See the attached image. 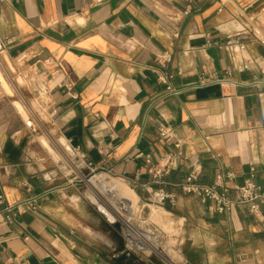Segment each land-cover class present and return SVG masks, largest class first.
Returning a JSON list of instances; mask_svg holds the SVG:
<instances>
[{"label":"crops","instance_id":"crops-1","mask_svg":"<svg viewBox=\"0 0 264 264\" xmlns=\"http://www.w3.org/2000/svg\"><path fill=\"white\" fill-rule=\"evenodd\" d=\"M219 6L218 0H0V57L15 71L13 88L0 61L2 84L12 92L0 79V221L6 206L15 211L12 221L0 223V264H147L114 255L122 247L119 229L89 200L86 165L112 166L109 175L127 183L153 218L144 156L154 163L176 151V142L182 143L177 165L163 177L176 204L156 207L171 253L184 264H264V202L258 215L248 205L217 212L177 186L200 167L198 181L220 178V189L234 196L253 168L264 188V45L249 35L240 38L243 51L224 47L246 22L240 13L264 34V0ZM163 51L171 53L168 62L157 58ZM246 58L250 68L238 71ZM12 60H23L25 74ZM34 75L50 88L52 128L48 140L37 133L41 145L28 141V127L36 131L31 107L8 98Z\"/></svg>","mask_w":264,"mask_h":264},{"label":"built area","instance_id":"built-area-1","mask_svg":"<svg viewBox=\"0 0 264 264\" xmlns=\"http://www.w3.org/2000/svg\"><path fill=\"white\" fill-rule=\"evenodd\" d=\"M220 2L219 9L225 2L230 0H218ZM245 7L241 10L245 11ZM246 22L238 33L229 34L224 42V47H229L233 44L238 45L240 50L245 49V43L240 40L241 36L252 35L254 39L258 40L264 45V34L259 26L251 23L244 14L240 13ZM254 19L250 16V20ZM175 34V33H174ZM157 58L163 62H168L171 59L169 51H163ZM251 60H246L236 66L238 71H243L250 68ZM163 82L167 78L160 76ZM33 85L38 94L49 95L50 88L47 82L39 77L33 80ZM67 86H71L69 83ZM170 90V86H167ZM160 137L162 139L170 138V129L168 126L160 128ZM180 142L175 143L176 151H168L163 154L156 162H152L149 154L145 155V161L148 165L147 173L151 179L148 183H143L144 188L150 192L148 202L156 207L163 206L166 202L170 205L176 204V196L174 193L168 191L163 187V177L167 175L176 165L177 158L180 154ZM76 155H74L75 162L81 160L82 156L77 154V147L73 148ZM143 154L137 153L136 156L140 157ZM72 164L77 167L72 161ZM86 167L92 171L87 176L86 182H89L91 175L96 169L91 162H88ZM96 171H103L107 174L113 173L112 166L102 165ZM200 167L191 170L184 178L183 181L177 184L178 188L183 194L195 195L201 199L202 202L208 203V208L217 212H224L231 209L233 205H248L249 211L252 214L258 215L260 213L259 205L264 202V188L255 179L254 169L251 168L248 176L244 179L243 183L236 186V194L231 196L225 191L221 190L222 183L217 179L212 184L202 183L198 181ZM158 185V188L152 189L150 186ZM93 191L99 195L100 203L104 205L114 216L115 220L119 223V233L122 239V247L115 252V256H135L147 264H179L172 258V248L167 243L166 235L160 226L155 223L149 214V207L139 202H130L126 197L119 195L118 191L112 187L106 186L102 190L93 185ZM148 209V211H146ZM15 215L14 206L8 205L3 210V220L12 221ZM0 221V223H1ZM170 250V251H169ZM184 264V263H181Z\"/></svg>","mask_w":264,"mask_h":264},{"label":"rangeland","instance_id":"rangeland-1","mask_svg":"<svg viewBox=\"0 0 264 264\" xmlns=\"http://www.w3.org/2000/svg\"><path fill=\"white\" fill-rule=\"evenodd\" d=\"M7 57L5 56H2L0 57V61L4 64V67L6 70L7 67L6 66H10L8 64H6V60ZM8 60V59H7ZM23 60H12V63L13 65L15 66L17 72L19 74H25L24 71L22 69H20V63L25 65V63H22ZM11 67V66H10ZM13 69V68H12ZM13 74H14V70L11 71ZM7 73L6 72V76L9 80V82L11 83V86H13V79L12 77L14 78L13 75H11L12 73ZM2 79H4L3 75L0 74ZM18 78V77H17ZM16 78V80H17ZM36 78V75L34 76H28V77H25V84H23V87L20 89V92H17V90L15 89V91L13 92V95H10L8 98L9 99H15V100H18V101H21L23 102L25 105H29V107H31V113H30V118L34 121L35 125H36V131H32L29 127H28V136H29V139L28 141L31 143V144H37V145H41V143L38 141L40 139V136H43V140H48L46 139V136L45 135V132L49 130V128H52V124L50 122V117L48 115V107H47V102H48V95H42V94H38L34 85H33V80ZM4 81L6 82V80L4 79ZM18 82V81H17ZM20 83V82H18ZM14 88V86H13ZM7 91L10 90L9 87L8 89H6ZM19 103V102H18ZM21 104V103H20ZM42 114L46 115L48 117V120L44 122V120L41 118ZM40 118V119H38ZM37 133H39L40 136L37 135ZM45 136V137H44ZM51 137H54L56 138L55 140L58 142V139H57V136H56V132L53 130V132H51ZM38 138V139H37ZM48 142V141H47ZM49 143V142H48ZM62 146L65 145L64 142H62L61 144ZM53 154H54V157L55 158H60L59 155H58V152L54 149V151H52ZM65 152V151H64ZM68 155V154H67ZM72 158V157H71ZM61 163V162H60ZM77 165L80 164V162H75ZM73 167H67V170H73L72 169ZM96 171H94L93 173L95 174ZM97 173V172H96ZM117 180V179H116ZM112 181V180H111ZM111 182L109 183L108 186L111 187ZM101 187L103 186H98L97 188L100 189ZM113 188V186H112ZM116 189V188H114ZM118 191V189H117ZM119 195L123 196V194H121V192H118ZM92 196V195H91ZM93 200L97 201V203H100L98 202V200L96 199V195L93 193V197H91ZM138 201V200H137ZM132 203H136L135 201H130ZM154 207V205H152ZM156 208V207H155ZM167 218V216H166ZM152 220H154L162 230L164 231H168L163 225L162 223L159 221L158 218L154 217V218H151ZM169 235L167 234L166 235V240H167V243L170 244V238L168 237ZM170 251V250H169ZM179 256V257H178ZM174 257V258H173ZM172 258L176 261V262H179L181 264V256L177 253H172Z\"/></svg>","mask_w":264,"mask_h":264},{"label":"bare ground","instance_id":"bare-ground-1","mask_svg":"<svg viewBox=\"0 0 264 264\" xmlns=\"http://www.w3.org/2000/svg\"><path fill=\"white\" fill-rule=\"evenodd\" d=\"M7 62H6V64H8V65H10V62L7 60V59H5ZM12 65V64H11ZM10 65V66H11ZM8 67V66H6L7 67V72H11L13 69V67L11 66V67ZM12 73V72H11ZM13 74V73H12ZM13 76H14V74H13ZM0 79H1V86L5 89V91L8 93V94H12V92H10V91H7L6 90V88H5V84H6V82L4 81V79H2V77H1V75H0ZM14 81H15V83L19 86V84L17 83V81L18 82H20L21 83V81H20V79L19 78H17V81H16V79H14ZM2 83H4V85L2 84ZM16 104V103H15ZM16 107H18V109H19V112L22 114V116L24 117V118H26V119H28V117H27V112H26V110H25V108L23 107V106H21V104H19V103H17V105H16ZM112 180V181H111ZM89 181H90V183H92L93 185H95L96 187H98V186H103V187H101L100 188V190H102L104 187H106V186H108L109 185V183L111 182V187L113 186V188H116V190L118 189V192H121V194H123L124 195V197H126L129 201H135V202H137V195H136V193L133 191V189H131L128 185H127V183H125L124 181H121V180H119V179H117L116 180V178H114V177H112V176H110L109 174H107V173H105V172H97V173H95L93 176H92V178H90L89 179ZM110 187V186H109ZM95 195H96V199H98L99 200V202L101 201V199H100V197H99V195H97L95 192H93ZM92 201L93 202H97V201H95V200H93L92 199ZM107 209V208H106ZM157 208H155L154 207V209L152 210V213H153V218L154 217H156V214L158 213V210H156ZM108 210V209H107ZM109 211V210H108ZM107 211V212H108ZM106 212V211H105ZM106 212V213H107ZM110 212V211H109ZM107 213V217H108V220L110 221V222H112V220H113V216H112V214H111V212L110 213ZM179 257V256H178ZM174 258V257H173ZM180 264V263H179Z\"/></svg>","mask_w":264,"mask_h":264},{"label":"water","instance_id":"water-1","mask_svg":"<svg viewBox=\"0 0 264 264\" xmlns=\"http://www.w3.org/2000/svg\"><path fill=\"white\" fill-rule=\"evenodd\" d=\"M89 200L93 203V205L96 207V209L103 215V217L109 222V223H111V224H113L116 228H118L119 229V223H118V221H116L115 220V218H114V216H113V220H112V222H110L109 220H108V217H107V213L109 212L107 209H106V207L104 206V205H102L101 203H97V202H93L92 201V198H89ZM107 213H106V212ZM110 213V212H109Z\"/></svg>","mask_w":264,"mask_h":264}]
</instances>
